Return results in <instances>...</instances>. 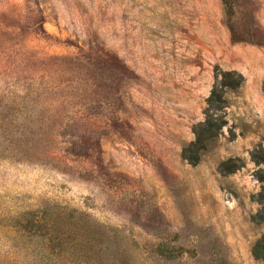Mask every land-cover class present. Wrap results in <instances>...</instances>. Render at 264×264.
<instances>
[{
	"label": "rangeland",
	"instance_id": "1",
	"mask_svg": "<svg viewBox=\"0 0 264 264\" xmlns=\"http://www.w3.org/2000/svg\"><path fill=\"white\" fill-rule=\"evenodd\" d=\"M263 80L264 0H0V264H264Z\"/></svg>",
	"mask_w": 264,
	"mask_h": 264
},
{
	"label": "trees",
	"instance_id": "2",
	"mask_svg": "<svg viewBox=\"0 0 264 264\" xmlns=\"http://www.w3.org/2000/svg\"><path fill=\"white\" fill-rule=\"evenodd\" d=\"M262 90H263V92H264V80H263V88H262ZM210 126V125H209ZM215 126V125H214ZM208 130H210V129H208ZM212 138H214V137H212V135L211 134H207L206 135V138H204L203 140L202 139H200V138H198L197 139V141H196V143H194L195 144V146H197V149L195 150V152H194V154H193V156H186L185 154H183V156L185 157V159H187V160H189V161H192V162H196L197 161V157H198V155H197V151L199 150V149H205V146L203 145V144H201L202 142H205V141H210ZM201 144V146H199L198 147V145H200ZM258 244L263 248V250H264V237H263V239L262 240H259V242H258ZM257 244V245H258ZM260 259L261 260H263V263H264V253H263V256H260Z\"/></svg>",
	"mask_w": 264,
	"mask_h": 264
}]
</instances>
